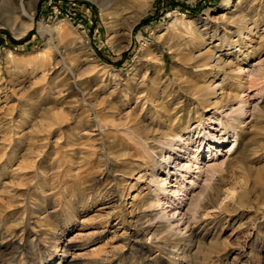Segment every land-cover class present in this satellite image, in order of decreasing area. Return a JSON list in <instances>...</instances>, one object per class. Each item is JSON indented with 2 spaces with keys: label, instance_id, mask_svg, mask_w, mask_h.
<instances>
[{
  "label": "rangeland",
  "instance_id": "374dc122",
  "mask_svg": "<svg viewBox=\"0 0 264 264\" xmlns=\"http://www.w3.org/2000/svg\"><path fill=\"white\" fill-rule=\"evenodd\" d=\"M0 264H264V0H0Z\"/></svg>",
  "mask_w": 264,
  "mask_h": 264
},
{
  "label": "bare ground",
  "instance_id": "6f19581e",
  "mask_svg": "<svg viewBox=\"0 0 264 264\" xmlns=\"http://www.w3.org/2000/svg\"><path fill=\"white\" fill-rule=\"evenodd\" d=\"M92 1L94 2V1H98V0H92ZM41 31H42V33H49L48 30L45 29V28H43V27H41ZM211 137L213 138L214 135H213V136L211 135ZM178 138H180V137H178ZM179 140H181V139H179ZM222 141H223V140H222ZM200 146H201V145H200ZM200 146H199V147H200ZM199 147H198V148H199ZM195 152H196V151H195ZM213 152H214V150H211L210 148H207V155H203V154L200 155V156L197 155V156L194 157V160L199 161V159H201V158H203V157H204V158H211L212 156H214V153H213ZM193 153H194V152H193ZM193 153H191V154H193ZM173 195H174V193H173ZM174 197H175V195L173 196V198H174ZM172 216H174V214H173ZM172 218H173V217H172ZM182 219H183V218L181 217L180 220L177 221L176 223H178V222H181V223H182ZM177 225H178V224H177ZM181 225H182V224H181ZM176 227H177V226H176ZM176 227H175V228H176ZM185 228H186V227H185ZM171 230H172V229H171ZM184 230H185V229H184ZM172 235L177 236L181 241L184 239L183 236H182V230L180 231L179 229H177V231L175 230V232H172ZM183 235H184V234H183ZM177 237H176V238H177ZM185 239H186V238H185ZM178 242H179V241H178Z\"/></svg>",
  "mask_w": 264,
  "mask_h": 264
},
{
  "label": "built area",
  "instance_id": "2783aa9c",
  "mask_svg": "<svg viewBox=\"0 0 264 264\" xmlns=\"http://www.w3.org/2000/svg\"><path fill=\"white\" fill-rule=\"evenodd\" d=\"M68 3H69V2H64L62 5L59 4L58 2L55 3V4H54L55 6L53 7V8H54V9H53L54 12H55V11H56V12L59 11L58 8H60V9H63V8H64L63 10H68V11L72 10L74 7L72 8V5H70V4H68ZM69 5H70V6H69ZM75 7H76V8H74V10L77 9V6H75ZM74 10L71 11V12H74Z\"/></svg>",
  "mask_w": 264,
  "mask_h": 264
},
{
  "label": "trees",
  "instance_id": "16d2710c",
  "mask_svg": "<svg viewBox=\"0 0 264 264\" xmlns=\"http://www.w3.org/2000/svg\"><path fill=\"white\" fill-rule=\"evenodd\" d=\"M148 21L146 20L145 23H147Z\"/></svg>",
  "mask_w": 264,
  "mask_h": 264
}]
</instances>
